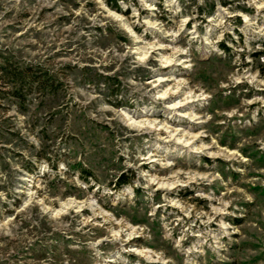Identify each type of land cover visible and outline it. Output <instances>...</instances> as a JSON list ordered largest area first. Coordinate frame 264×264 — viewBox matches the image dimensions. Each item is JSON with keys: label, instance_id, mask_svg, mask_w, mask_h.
Instances as JSON below:
<instances>
[{"label": "rangeland", "instance_id": "1", "mask_svg": "<svg viewBox=\"0 0 264 264\" xmlns=\"http://www.w3.org/2000/svg\"><path fill=\"white\" fill-rule=\"evenodd\" d=\"M118 6L0 0V264H264V0Z\"/></svg>", "mask_w": 264, "mask_h": 264}, {"label": "trees", "instance_id": "2", "mask_svg": "<svg viewBox=\"0 0 264 264\" xmlns=\"http://www.w3.org/2000/svg\"><path fill=\"white\" fill-rule=\"evenodd\" d=\"M107 3L111 6H116L119 8L118 4L121 1L126 0H106ZM0 78L1 83L4 86H10L12 84V88L9 92H11L14 96L21 99L22 90L25 88V85L28 83L29 86L43 88L44 90L51 91L52 82H49L46 77L39 75L36 71L30 72L29 69H25L22 67H12L9 64H3L0 67ZM6 78V79H5ZM33 170V168H30ZM126 181V180H123ZM121 184V183H120Z\"/></svg>", "mask_w": 264, "mask_h": 264}]
</instances>
